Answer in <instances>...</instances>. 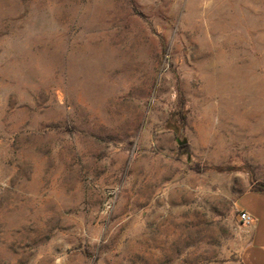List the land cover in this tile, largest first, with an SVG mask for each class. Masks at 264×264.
I'll return each instance as SVG.
<instances>
[{
	"label": "rangeland",
	"instance_id": "374dc122",
	"mask_svg": "<svg viewBox=\"0 0 264 264\" xmlns=\"http://www.w3.org/2000/svg\"><path fill=\"white\" fill-rule=\"evenodd\" d=\"M262 184L264 0H0V264H244Z\"/></svg>",
	"mask_w": 264,
	"mask_h": 264
},
{
	"label": "crops",
	"instance_id": "0c3cea01",
	"mask_svg": "<svg viewBox=\"0 0 264 264\" xmlns=\"http://www.w3.org/2000/svg\"><path fill=\"white\" fill-rule=\"evenodd\" d=\"M240 211L249 212L254 217L248 226V244L243 253L244 264H264V191L250 189L238 201Z\"/></svg>",
	"mask_w": 264,
	"mask_h": 264
},
{
	"label": "trees",
	"instance_id": "16d2710c",
	"mask_svg": "<svg viewBox=\"0 0 264 264\" xmlns=\"http://www.w3.org/2000/svg\"><path fill=\"white\" fill-rule=\"evenodd\" d=\"M167 128L170 129V130H173L175 133L179 134L180 131H181V126L180 124L178 123L177 120H173V119H170L168 124H167ZM254 190H261V191H264V184L262 185H257L253 188Z\"/></svg>",
	"mask_w": 264,
	"mask_h": 264
},
{
	"label": "built area",
	"instance_id": "2783aa9c",
	"mask_svg": "<svg viewBox=\"0 0 264 264\" xmlns=\"http://www.w3.org/2000/svg\"><path fill=\"white\" fill-rule=\"evenodd\" d=\"M239 217L241 223L246 227L252 225L254 222V217L247 211H240Z\"/></svg>",
	"mask_w": 264,
	"mask_h": 264
}]
</instances>
